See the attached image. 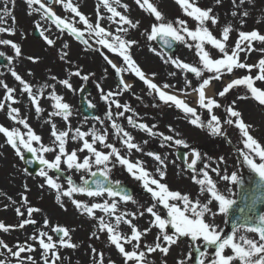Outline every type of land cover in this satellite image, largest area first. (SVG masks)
<instances>
[{
    "label": "rangeland",
    "instance_id": "374dc122",
    "mask_svg": "<svg viewBox=\"0 0 264 264\" xmlns=\"http://www.w3.org/2000/svg\"><path fill=\"white\" fill-rule=\"evenodd\" d=\"M154 4L158 6V9L164 14L166 22H175L177 18L185 19L188 21L189 28H195V22L184 15L180 7L175 3V0H152ZM73 3L79 6L80 11L85 14L90 22L95 24L98 19L97 10L99 15L104 17L100 20L101 26L105 27L108 31L112 32L113 35H122L125 39L134 40L136 43L131 47V55L136 63L139 65L141 70L145 73L146 77L152 79L154 83L163 88L165 84L170 87L163 89L168 93H177L185 97V102L190 106L197 109V113L201 116V120L206 125L211 115L214 113L217 115L222 124L226 120L227 114L225 109L231 104L232 101H236L235 107L242 113L245 123L251 125L250 134L257 139V141L264 146V106L258 105V103L251 98L248 99H237L238 96L246 94V89L241 86L232 89L225 97H219L216 95L223 87L235 78L242 77L249 74L245 69L234 70L232 74L225 73L222 78L217 81L213 80L210 84L214 88V96L218 102L222 105L221 108L213 110V113H209L206 109H202L199 106L195 107L194 104L198 102L195 98L189 97L197 92L193 91L194 88H198L203 78H208L206 73L202 78H196L194 74L186 73L181 69L176 68L171 62L166 63L165 60L168 58L164 55L155 43V40H149L148 34L151 32V26L155 21L154 16L142 10L136 3L135 0H121V5L127 4L128 8L125 9L120 5H114L117 10L122 14L128 16L133 22H138L136 28H131L129 25H121L114 23L109 19L111 13L103 7L101 0H73ZM238 3V0H237ZM198 5L202 8H213V14L219 17V23L217 25L208 24V27L213 31V34L220 38L222 28L228 24L233 27V32L230 34L228 41L229 48H231L238 38V31H259L264 35V0H253L252 3H245L239 8H234L232 0H222V3L216 4L215 0H198ZM33 7H38L35 5ZM4 8V0H0V12ZM9 8L12 14L15 16V21L11 18H7V22L2 26L11 27L15 29V35H9L8 33H0V39H11L15 43L19 44L22 49V55L17 57L15 52L10 46L0 45V52L4 53L5 57L11 56L13 60L5 68H0V103H5V110H0V125L12 128H19L21 132L27 133V129L23 125L11 120L7 114L10 107H16L19 109V118L26 119L30 128L33 129L34 118L40 117L48 126L47 136L44 134L40 135V142H33V146L39 148L40 144L44 146H53L54 137L51 135V124H55L58 131L68 130L70 125L71 134H74L75 127L77 125L84 127V132H91L93 129L100 134L107 136V143L115 145L121 155L127 157L132 162L140 161L143 163V167L149 171L151 177L161 180L162 183L168 185L172 191H179L182 194H187L191 199H199L201 203H206L210 198L207 192H201V186L194 182L193 177L199 179L203 178V172L207 171L211 178L217 174L212 172L211 169L218 168L220 171V177L223 175H231L236 172L239 176L243 167L240 165V157L243 160V155L240 150L247 151L243 145V137L239 130L234 125L223 124V132L225 135H212L207 127L198 128L189 122L190 117L185 114L182 110L173 107L172 104L164 103L158 97V94L152 92L150 95V89L143 81L139 79L133 72L125 71L117 73L116 70L111 67L107 60L102 59L105 55L108 56L118 67L126 68L123 58L116 55H111L109 51L103 48L101 45L96 43V37L89 35L86 31V26L79 22V18L75 17L73 13L66 11L59 4L53 6V10L60 15L62 18L69 20L74 23V26L85 31L84 39L88 41L85 45L82 41L77 40L67 30L61 31L51 21L43 19L41 13L33 12L29 15L28 6L25 0H15V5L9 4ZM244 10L249 12L247 17L237 15L233 17L231 13L237 11L242 13ZM119 18H116L118 21ZM241 19L244 23L241 24ZM36 22H39L41 28L45 31V35L54 41V45H48L44 39L37 41L32 37V31L35 28ZM123 27L128 29L127 32L117 33L116 29ZM191 42V41H189ZM67 45V47H65ZM254 48L256 51H251L248 54L241 53L240 59L242 62L247 64H256L259 59L264 58V52L259 49L264 48V44L260 42H254ZM208 47L210 54L213 58H218L219 54L217 50ZM156 49V52L151 51ZM66 52L67 56L61 59L62 53ZM160 53L157 55L156 53ZM179 54L174 57L179 60L199 66L198 57L195 55V49H189L186 44L183 43V47ZM38 57L36 62L28 59V57ZM173 58V57H172ZM53 60V62H50ZM107 63V64H105ZM9 68L14 69L28 84L32 86L33 93L37 94V98L40 103V107L43 109L41 113L35 111V106L30 102V108L32 116L25 115L19 106L14 103L5 101V95L7 94L3 84H7L8 87L12 88L10 83L6 81L12 77ZM75 68V69H74ZM80 71L81 77L87 75L89 78L87 81L72 75L73 72ZM124 73L127 74L124 76ZM67 74L74 77V80H70ZM155 74V75H153ZM255 76L257 69H253L250 73ZM124 76V82L129 84L131 87L128 90L123 89V85L119 84L118 78ZM52 77H56L55 80ZM15 79V78H14ZM68 79L72 84L75 91L63 87V84L59 81ZM16 80V79H15ZM187 81H191V86L187 84ZM90 84L95 86L97 95L99 98L102 97L101 89L104 94L108 92L119 93L109 98H113L118 101L121 105H128L130 111H124L123 108L117 109L114 104L111 107L112 120L108 119L109 106L103 110V115L98 122H85L83 121L78 113L75 102V96L77 95L76 90L85 85ZM54 85L52 87H47ZM58 85L63 89L60 92H56ZM15 91L21 90L23 86L16 81ZM257 87L264 88V83L257 82ZM43 89V95H40V90ZM55 91L57 95L63 97V102L68 103L71 106L72 114L68 121H65L60 116H52L51 113L55 110L53 105L54 101L50 99V94ZM4 95V96H3ZM25 97L29 100L28 94ZM198 105V103H197ZM124 112L123 116L116 115L118 112ZM174 112V113H173ZM137 123L147 124L152 127L153 132L157 135H150L143 131L139 127H133L128 123V117ZM45 119V120H44ZM103 121V123H101ZM120 124L127 132L133 137V142L138 144L142 151H136L132 149L127 150L126 146L122 143V134L117 136L115 129L111 127L112 122ZM127 125V129H126ZM175 127V128H174ZM173 136L175 139L184 140L188 147L185 148L182 145H176L173 141H164L163 136ZM44 137V138H43ZM91 140V137H87ZM228 139V140H227ZM73 142V141H72ZM68 140L66 145L67 150H77L82 147V141L74 140L72 143ZM71 143V144H70ZM98 150L108 152L110 149H106L103 145L97 143L95 145ZM151 150H157V154L164 160V165H161L154 159V156H149L148 153ZM22 151L27 155H32L22 148ZM200 153V160L197 161L195 170L188 168V160L192 158L193 152ZM58 152V149H57ZM238 153V154H237ZM56 153H43L44 157L48 160L54 159ZM180 154L185 155V160L182 162L178 159ZM77 155L83 159L84 156L89 155L87 151H78ZM189 155V159H187ZM191 156V157H190ZM238 156V157H237ZM223 158V161H221ZM39 162V161H38ZM244 162V161H243ZM40 167L37 174H30L23 163V160L19 158L15 150L6 143V137L0 133V176L7 178L11 175H15L14 182L16 183V190L20 191L22 198L10 200L12 204L23 203V197H27L28 204L26 207H34L40 209L39 212L33 213L36 224L25 226V231L28 232V239H25L28 244H32L36 251L32 253H22V257L32 256L36 261V264H41L42 250L39 248L38 243L29 239L30 236L38 233V231H46L53 235L56 239L55 233H52L51 229L55 225L67 227L70 230L71 242L77 244L75 249L72 248H60L59 255L60 260L57 264H98L99 256L92 252V249H96V253H103V264H125L123 257L112 245L108 239V233L99 230V220L88 216L86 213L78 210L75 205L71 202L68 197H62L61 204L56 201L57 192L51 189L46 183L44 177L39 175L40 169L45 167L39 163ZM207 166V167H205ZM111 167V165H110ZM163 170L166 175L161 179L157 169ZM96 167H93V171H96ZM48 174L54 178L65 174L58 182L63 186L64 189L68 187L67 177L71 176L76 184H82L83 179H90L92 176L82 170H70L67 169L65 164L61 165V171L48 170ZM109 178L113 181H119L120 183H127L132 185L140 195L133 197V201L124 202L119 198H112L105 195L100 197H88L87 195L75 193L74 199L80 200L89 205L93 203H103L108 201L111 203L113 199L118 204V212L128 213V219H132L141 231L150 227L148 218L150 214L146 212V208L154 203L151 194L149 197L144 196L146 189L143 187L141 181L136 180L130 173L127 172L126 167L117 164L112 168ZM19 179H23L25 182L24 186L19 185ZM227 187L226 192L217 187L221 193L229 195L230 198H234L236 195V185L226 181ZM41 185H44L41 187ZM197 188L199 192H197ZM234 196H232V192ZM24 204V203H23ZM209 207L213 212L218 211V205L215 201ZM159 214L166 216V210L163 209L162 205H159L156 209ZM144 215L141 216L140 213ZM135 213V217L131 216ZM96 217L103 216L106 222L115 224L114 216L101 212L100 210L95 211ZM224 217V215H222ZM0 216V222L4 223ZM49 221L48 227H45L44 220ZM209 222L215 223L220 228V231L224 228V220L217 214L215 217L206 216ZM5 224V223H4ZM6 225V224H5ZM118 231L125 235L131 234V229L127 224L121 223L118 227ZM170 232H174L173 229L169 228ZM96 233L97 239L93 236ZM246 235L249 238L258 239L256 234L246 232L244 229H240L237 235ZM159 235V230L155 227L151 228L141 241V249L145 250L144 245H152L156 241V237ZM0 240L6 242L13 250H16L17 244H24L17 241L16 233L3 232L0 230ZM25 242V243H26ZM199 243V242H197ZM126 250H132V245H125ZM4 252L0 259H6L8 264H17L16 258L11 257L6 250L0 249ZM211 251V250H210ZM192 253V257H188V253ZM195 248L189 238H181L177 244L170 248L169 254L164 256L159 251L155 253H146V258L149 264H178L180 260H184L185 264H195ZM230 254V253H229ZM95 257V258H94ZM25 264H30L26 261ZM131 264V262H130ZM207 264V262H206Z\"/></svg>",
    "mask_w": 264,
    "mask_h": 264
},
{
    "label": "snow or ice",
    "instance_id": "6c2138e0",
    "mask_svg": "<svg viewBox=\"0 0 264 264\" xmlns=\"http://www.w3.org/2000/svg\"><path fill=\"white\" fill-rule=\"evenodd\" d=\"M253 0H232L234 8H239L245 3H252ZM26 5L29 9V15L33 12L41 13L42 18L51 21L61 31L67 30L77 40L82 41L85 45L88 41L84 39L85 31L74 26L73 22L62 18L58 15L51 7L52 3L59 4L64 10L74 14L75 17L79 18V22L86 26V31L89 35L96 37V43L101 45L112 53H116L118 56L123 58L126 68L118 67L107 55L104 59L116 70L117 73L125 71L133 72L141 81L147 85L150 89V95L152 92L158 94L161 101L168 104L171 103L176 108L182 110L187 114L190 119L189 122L198 127L210 130L212 135H225L223 132V124L234 125L241 133L243 139L244 148L247 151H241L243 155V161L251 169L253 173L258 177L254 181L255 189L260 192V196H253V204L256 200L264 197V146H262L257 139L250 134L251 125L245 123L242 113L236 109V101H232L231 104L225 109L227 119L223 121L213 113L214 109L221 108L222 105L218 102L215 96H208L206 89L210 86L213 80L219 81L222 76L232 74L234 70L245 69L249 74L239 78H235L228 82L221 91L216 95L219 97H225L232 89L243 86L246 89V94L238 96L237 99H254L258 105L264 106V88L257 87V82L264 83V58L259 59L256 64H247L242 62L240 59L241 53L248 54L251 51H256L254 48V42H260L264 44V35L259 31H238V38L234 45L229 48L228 41L230 34L233 32V27L228 24L222 28L220 38L213 34V31L208 27V24L217 25L219 23V17L213 14V8H202L198 5V0H175V3L180 7L185 16L191 18L196 26L195 28L188 27V21L185 19L177 18L175 22H166L164 14L158 9V6L152 2V0H135V3L145 12L154 16L155 21L151 26V32L148 34L149 40H155L157 37L164 38V43L169 47L172 41H178L187 45L189 49H195V55L198 57L199 66H195L190 63L183 62L178 58L168 57L165 62H171L176 68L183 70L186 73L194 74L196 78H202L204 73H210L208 78H203L198 88H194L193 91L198 93V106L202 109H206L209 113H213L205 125L201 120V116L197 113V109L190 106L185 100L179 98L174 94H170L163 89L170 87L165 84L163 88L153 82L152 79L146 77L145 73L141 70L139 65L133 59L131 55V47L136 43L134 40L125 39L122 35H113L112 32L108 31L105 27L101 26L100 20L104 17L99 15L97 10L98 19L95 24L90 22L89 18L83 14L79 6L73 3V0H25ZM103 7L107 9L111 16L109 17L114 23L121 25H129L131 28H136L138 22H133L128 16L122 14L117 10L114 5H120L127 9L128 5H121V0H101ZM216 4L222 3V0H215ZM9 4L15 5V0H4V8L0 12V33H8L9 35H15V29L11 27L2 26L7 22V18H11L15 21V16L9 8ZM38 5V7H33ZM233 17L241 15L247 17L249 12L244 10L242 13L233 11L231 13ZM116 18H119L118 21ZM241 24L244 20L241 19ZM35 29L40 32V36L46 41L48 45H54V41L45 35V31L41 28L39 22H36ZM128 29L118 27L117 33L127 32ZM191 41V42H189ZM0 45L10 46L14 50L15 56L19 57L22 55V49L19 44L15 43L11 39H0ZM217 50L219 57L213 58L210 54L208 47ZM67 47V45H65ZM156 52V49H151ZM264 52V48L259 49ZM160 55V53H156ZM4 56V53L0 52V57ZM67 53L61 54L60 58L64 59ZM9 63L13 60V57H6ZM29 60L36 62L38 57H28ZM257 69L255 76L251 75L253 69ZM11 75L19 81L23 86V91L27 93L31 99V103L35 106V111L41 113L43 109L40 107L37 94L33 93L32 86L28 84L14 69L9 68ZM77 77H81V72L76 71L72 73ZM155 75V74H153ZM88 76H82L81 79L84 81L88 80ZM53 80L56 77H52ZM66 88L75 91L72 84L68 79L59 81ZM121 84L124 90H128L131 86L123 81L121 77ZM187 84L191 86V81H187ZM3 87L6 89L5 101H12L16 103L13 96L15 89L8 87L5 83ZM52 87L54 85H49ZM102 99L108 101L110 97L118 95L119 93L108 92L103 93L101 89ZM40 95H43V89L40 90ZM50 99L54 101V111L51 113L52 116H60L65 121H68L72 114L71 106L63 102V97L57 95L55 91L50 94ZM115 104L117 109L123 108L124 111H130L128 105H121L118 101H112L109 103L108 119L112 120L111 106ZM94 107V105H89ZM0 110H5V103H0ZM9 118L27 129V133L21 132L19 128L9 129L3 125H0V133L6 137V143L10 145L19 156L20 159L25 160V153L22 148L28 153H31L39 163L45 167L40 169L39 175L44 177L45 183L53 190L57 192L56 201L64 207L62 203V197H68L75 207L88 216L99 220V230L108 233V239L112 245L118 250L124 259L125 264H149L146 258V253L151 254L159 251L164 256L169 254L170 248L177 244L181 238H189L194 245L195 251L199 253L198 264H264V214L255 216L251 215L243 223L237 224L230 235L224 234L218 229L215 223L209 222L206 216L215 217L217 214L226 215L229 210L233 207L236 201L230 198L229 195L221 193L216 183L213 181L207 171L203 172V178H195L194 182L201 186L200 191L207 192L210 198L206 203H201L199 199L193 200L187 194H182L179 191H172L168 185L162 183L161 180L151 177L148 170L143 167V163L140 161L132 162L127 157L121 155L120 150L113 144L107 143V136L105 134L97 133L94 129L91 132L81 131L80 128L74 130L75 135L72 137L74 140L82 141V147L77 150L68 151L66 145L68 143L69 133L73 131L68 126V130L58 131L56 125L51 124V135L54 137L53 146H44L40 144V147H34L33 142H40L41 137L37 135L28 125L26 119L19 118V109L16 107H10L7 112ZM116 115L123 116L124 112H118ZM98 119V118H97ZM128 123L133 127H139L143 131L150 135H157L153 132L152 127L147 124H137L132 117H128ZM103 123V121H101ZM111 127L115 129V134L121 136L122 143L126 146L127 150L131 151H142L140 146L133 142L134 137L127 132L120 124L115 121L112 122ZM163 136V134H160ZM91 137L89 140L87 137ZM164 141H173V136H163ZM97 143L103 145L104 148L110 149L105 152L98 150L95 146ZM176 145H182L187 148V143L182 139H175ZM58 149V152H57ZM87 151L89 155L81 158L77 155L78 151ZM43 153H56L54 159L48 160L44 157ZM149 156H154V159L161 165L164 164V160L159 154L149 152ZM194 159L188 164L189 169L195 170L197 161L200 160V153L193 152ZM223 161V158H221ZM32 163L33 161H26ZM65 164L67 169L82 170L85 173L90 174L92 177H104L103 180L97 178L92 181L83 179L82 184H76L71 176L67 177L68 187L66 189L58 182L59 177L54 178L48 174V170H54L56 172L61 171V165ZM117 164L125 166L128 173H130L136 180L143 183V187L154 200V203L146 208V212L150 214L154 219L150 221V227L141 231L132 219H128V213L117 214L118 204L115 199L111 203L105 201L103 203H93L91 205L84 203L80 200L74 199L75 193L87 195L88 197H100L107 194V196L116 198L124 202L133 201V198L122 190L108 186L112 182L109 179V174L113 167ZM111 165V167H110ZM96 167V171H93V167ZM207 167V166H205ZM161 179H163L166 173L160 168L157 169ZM217 175H220L218 168L211 169ZM224 181H228L233 185L241 184L242 180L240 176L233 172L231 175H223L221 177ZM119 181L115 184L119 185ZM90 184H94L95 187H91ZM44 185H41L43 187ZM215 201L218 205V211L213 212L209 207ZM134 202V201H133ZM23 203L28 204L27 197H23ZM159 205H162L163 209L166 210V216H162L156 210ZM100 210L114 216L115 224L106 222L104 217H96L95 211ZM18 216L24 217L25 212L21 211L20 207L15 209ZM40 209L34 207L27 208V218L23 219L18 225H5L0 222V230L8 232L10 229L18 227L24 228L27 225L36 224V220L32 219L33 213L39 212ZM135 213L131 216L134 218ZM144 215L143 212L140 213ZM45 227H48L49 221L44 220ZM127 224L131 229L130 235L122 234L118 231L119 225ZM155 227L159 230V235L156 237V241L152 245H144L145 250L141 249L142 238L151 231V228ZM169 228L173 229L174 232H170ZM243 228L246 232L254 233L258 239L249 238L246 235H237L240 229ZM52 233L56 234V239L53 235L46 231H38V233L29 237L30 240L37 242L39 248L42 250L43 264H57L59 261V249L60 248H72L75 249L77 244L71 242L70 230L67 227L55 225L51 229ZM97 239L96 233H93ZM199 242V243H197ZM132 245V250H126L125 245ZM16 250L14 251L6 242L0 240V249L6 250L11 256L16 258L17 264H25L26 261L30 264H36V261L32 256L22 257V253H32L36 251V248L32 244L27 242L24 244H17ZM211 250V251H209ZM92 252L99 256L98 264H103V253H96V249L93 248ZM230 253V254H229ZM4 252L0 251V256H3ZM188 257H192V253H188ZM95 258V257H94ZM0 264H8L6 259H0ZM112 264V262H110ZM166 264V261L164 262ZM178 264H185L184 260H180Z\"/></svg>",
    "mask_w": 264,
    "mask_h": 264
},
{
    "label": "bare ground",
    "instance_id": "6f19581e",
    "mask_svg": "<svg viewBox=\"0 0 264 264\" xmlns=\"http://www.w3.org/2000/svg\"><path fill=\"white\" fill-rule=\"evenodd\" d=\"M109 53L111 55H116V53H112L110 51H109ZM50 62H53V60H51ZM16 81L17 80H15L14 78L10 77V78H8V80L6 82L10 83L12 88L15 89L16 86L13 87V85L16 84ZM20 89L21 90H19V91H14L13 92V96H14L15 100L17 101L14 104L19 106L20 109L22 110V112L25 115L32 116V113H30L31 112V108L29 107L30 106L29 103L31 102V99L28 100L25 97V94H27V93H25L23 91V88H20ZM60 89H61V86L58 85V87H57V89L55 91L58 93L60 91ZM206 93H207L208 96H213V87L209 86L206 89ZM193 97L195 99H197L198 98V94H195ZM9 102L13 103L12 101H9ZM43 122L44 121L40 117L34 118L33 129H34V132L36 134H40V135L44 134V137H45V136H47L48 126L46 125V123H43ZM76 128H80L81 131H85L84 127H81L79 125H77L75 127V129ZM74 135H75V132H74L73 135L71 134V136H69L68 140L70 142H72V141L74 142V139H72V137ZM51 171H54V170H51ZM63 175L66 176L65 174H63ZM63 175L61 174L60 176H58L59 179H61ZM8 178L10 179V181L7 180V178H3V177L0 176V216L2 215V217H3L2 220H3V222L6 225L15 226V225H18L23 219L27 218V207L23 203L12 204L10 202V200L13 201L15 199L22 198V196L20 195V191L16 190V188H15L16 187V183L14 182L15 175H11ZM18 182H19L20 186H24V184H25L23 179L22 180L19 179ZM197 191H198V188H197ZM17 207H20L21 211L25 212V216L24 217H21V216L17 215V213L15 211V209ZM33 218H34V214L32 215V219ZM148 220H149V224H150V221L153 220V219L151 217H149ZM24 229H25V227L22 228V229L18 228V227L10 229L11 232L16 233V238H17L18 243L19 242L25 243L26 242L25 239H28V237H27L28 236V232L25 231Z\"/></svg>",
    "mask_w": 264,
    "mask_h": 264
},
{
    "label": "water",
    "instance_id": "95a60500",
    "mask_svg": "<svg viewBox=\"0 0 264 264\" xmlns=\"http://www.w3.org/2000/svg\"><path fill=\"white\" fill-rule=\"evenodd\" d=\"M34 37L36 38H41L40 32L38 30H34ZM159 43L162 45L163 49H165L169 54L177 51L178 46H177V41H172L171 46L169 47L167 44L164 43V38L158 37ZM5 61L0 58V65H4ZM92 89L90 87L86 86L83 89V95L82 99H84L86 94H91ZM81 99V100H82ZM83 110H87L89 108V105H87L84 101L83 105ZM94 114V111L92 112ZM92 114H89L91 116ZM94 117V115H92ZM91 117V118H92ZM26 161H33L32 163H27ZM25 163L27 164V167L31 172H36L38 169V164L36 163L35 160H33L31 157L25 160ZM101 179L103 180L104 177H94V179ZM258 177H256V174L251 172L247 176V181L249 185H244L240 184V195H239V201L237 204H234V206L229 210V222H228V229L230 231L233 230V228L240 223H243L246 219L249 218L251 215L259 216L262 215L264 212V197H261L260 199L256 200L255 203L253 204V199L252 197L255 196H260V192L255 189V184L254 181L257 180ZM91 180V181H92ZM91 187H95L94 184H90ZM108 186H114L123 192L127 193L131 197L133 196L132 190L129 189V187L125 185H111L108 184Z\"/></svg>",
    "mask_w": 264,
    "mask_h": 264
},
{
    "label": "flooded vegetation",
    "instance_id": "af4514ba",
    "mask_svg": "<svg viewBox=\"0 0 264 264\" xmlns=\"http://www.w3.org/2000/svg\"><path fill=\"white\" fill-rule=\"evenodd\" d=\"M125 75V74H124ZM192 75V74H191ZM206 75V73H204V76ZM207 76H210V74H207ZM93 99V101H91V103H93V104H95V105H98L99 104V101H103V99H99V96L98 95H96L94 98H92ZM112 101H115V99H111L110 100V103L112 102ZM105 103L107 104V101H105ZM113 104L114 103H112V106H113ZM111 106V107H112ZM114 106H115V104H114ZM213 181L216 183V185L217 186H220L221 188H223V190H225L226 188V181H224L223 179H221V177L219 176V175H216V176H214L213 177Z\"/></svg>",
    "mask_w": 264,
    "mask_h": 264
}]
</instances>
